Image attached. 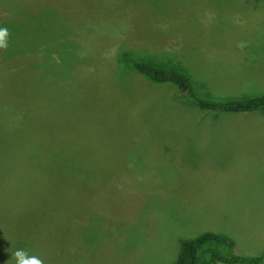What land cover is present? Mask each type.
Here are the masks:
<instances>
[{
	"label": "rangeland",
	"instance_id": "rangeland-1",
	"mask_svg": "<svg viewBox=\"0 0 264 264\" xmlns=\"http://www.w3.org/2000/svg\"><path fill=\"white\" fill-rule=\"evenodd\" d=\"M0 27V173L49 221L39 250L62 243L45 264H170L204 232L264 249V112L195 105L264 95V0H0Z\"/></svg>",
	"mask_w": 264,
	"mask_h": 264
},
{
	"label": "trees",
	"instance_id": "trees-1",
	"mask_svg": "<svg viewBox=\"0 0 264 264\" xmlns=\"http://www.w3.org/2000/svg\"><path fill=\"white\" fill-rule=\"evenodd\" d=\"M126 63L130 64L136 72L151 80L153 84L165 85L177 89L185 98L189 97L190 85L183 72L179 73L172 69H163L156 67L154 64H146L142 61L131 59ZM195 105L203 111H212L216 113H245L258 111L259 109L264 112V95L243 101L234 100L218 103L195 100ZM1 139L0 167L2 163L5 165L4 160H8L7 153L9 150L14 148V146H18L15 148L20 147L11 137L5 138V140H10V143L1 141ZM29 157L32 158V156ZM49 157L50 156L45 157L38 155L33 157V160L38 158L39 163L47 164L48 162H51ZM29 161L30 160H27L28 163ZM54 166L62 167L61 163H56ZM66 168L70 173L62 170L60 172L61 177L66 176L65 174H67L71 180H74L76 177L74 175L76 169L69 167ZM38 174H40V172H38ZM6 176L8 175H5V172L0 173L1 263H6L12 252L17 248L27 249L31 254L40 255L43 258L46 250H39L41 241L34 226H37L40 223L47 224L44 228V230H46L47 228L50 229L51 225L49 224V221L47 222L44 218L40 219L39 215L36 214L38 211L35 212L34 209L31 211L27 201L24 199L23 202L21 201V194L18 193L16 188L12 187L7 181H5L7 180ZM57 212L55 216L58 218ZM60 226V223L54 225L52 222V227ZM46 244L48 248L46 253L48 254L53 251L55 253V251H57L62 245L57 239L53 242L46 241ZM38 250L40 252H38ZM263 261L264 249L258 254L252 256L236 255L233 252L232 241L226 235L214 232H204L192 239L181 241L176 259L170 264H261Z\"/></svg>",
	"mask_w": 264,
	"mask_h": 264
},
{
	"label": "clouds",
	"instance_id": "clouds-1",
	"mask_svg": "<svg viewBox=\"0 0 264 264\" xmlns=\"http://www.w3.org/2000/svg\"><path fill=\"white\" fill-rule=\"evenodd\" d=\"M10 31L7 27H0V50H7ZM6 264H45L41 256L31 254L29 250L17 248L12 252Z\"/></svg>",
	"mask_w": 264,
	"mask_h": 264
}]
</instances>
